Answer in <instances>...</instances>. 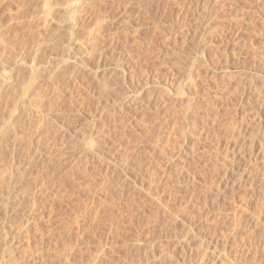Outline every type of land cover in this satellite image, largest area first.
Segmentation results:
<instances>
[{
	"label": "rangeland",
	"instance_id": "obj_1",
	"mask_svg": "<svg viewBox=\"0 0 264 264\" xmlns=\"http://www.w3.org/2000/svg\"><path fill=\"white\" fill-rule=\"evenodd\" d=\"M81 1L0 0V173L24 170L11 162L27 151L38 158L29 174H42L40 165L49 166L47 176L59 170L37 212L21 205L14 216L15 208L5 212L0 203V264H24L39 251L52 257L76 240L72 258L86 264L96 246L124 235L115 231L110 243L108 226L85 231L89 222L80 228L69 222L75 202L91 204L93 187L82 172L80 182L62 184L63 161L76 158L89 137L109 159H133L135 191L122 199L114 191L100 219L122 204L118 216L131 221L129 243L137 225L151 229L133 248L118 243L120 253L106 264H264V0H123L120 10L111 0H92L71 38L75 16L67 10ZM142 3L150 6L146 14ZM23 183L13 192L3 186L0 198L19 199ZM22 215L33 225L27 240L18 235Z\"/></svg>",
	"mask_w": 264,
	"mask_h": 264
},
{
	"label": "bare ground",
	"instance_id": "obj_2",
	"mask_svg": "<svg viewBox=\"0 0 264 264\" xmlns=\"http://www.w3.org/2000/svg\"><path fill=\"white\" fill-rule=\"evenodd\" d=\"M113 3L112 4H114V6H116V7H114L116 10L118 9V10H120L123 6H121V5H123L122 3H124V7H125V0L123 1V0H111ZM130 1V0H129ZM132 1H134V0H132ZM131 1V2H132ZM143 1V0H142ZM171 1H173V0H171ZM103 3H107L108 1L106 0H104V1H102ZM174 2V1H173ZM172 2V3H173ZM95 3V2H94ZM109 3V2H108ZM111 3V2H110ZM136 3H137V1H136ZM152 3V2H151ZM170 4H171V2H169ZM96 4V3H95ZM128 4H129V2H128ZM131 4V3H130ZM133 4V3H132ZM143 4V3H142ZM142 4H138V7H139V9H140V11L142 10V12H141V14L143 13V14H146L147 12H148V9L147 8H149V7H144V4L142 5ZM93 5V3H92V0L90 1V0H85V1H81L80 3H78V4H74V6H71V10H67V14H69L70 13V16H72V17H74L75 16V18L74 19H70V25H71V27L69 28L70 29V32L72 33L71 34V38H73L74 37V34H75V32L77 31H75V29L79 26V22H83L84 21V18H86V17H83V14L84 13H86V11H87V13H88V9H90L91 8V6ZM102 5V4H101ZM104 5V4H103ZM126 5H127V3H126ZM147 5V4H146ZM149 5H150V3H149ZM96 6V5H95ZM108 6V5H107ZM106 6V7H107ZM121 6V7H120ZM135 6H137V5H135ZM148 6V5H147ZM200 6V5H199ZM97 7V6H96ZM103 7V6H102ZM165 7V6H164ZM99 8V7H98ZM97 8V9H98ZM110 8V7H109ZM112 8H113V6H112ZM120 8V9H119ZM131 8V7H130ZM96 9V8H95ZM94 9V10H95ZM103 9V8H102ZM114 9V10H115ZM124 9L125 8H123L122 10L124 11ZM136 9H137V7H136ZM152 9V8H151ZM208 8L205 6L204 7V10H207ZM104 10V9H103ZM113 10V9H112ZM127 10H128V7H127ZM135 10V9H134ZM181 10V9H180ZM183 10V9H182ZM98 11H100V10H98ZM123 11H120V12H123ZM126 11V10H125ZM137 12H138V10H137ZM13 13V12H12ZM15 14V13H14ZM89 14V13H88ZM138 14H139V12H138ZM124 15H125V13H124ZM11 16H13V15H11ZM138 16V15H137ZM148 16V15H147ZM149 17V16H148ZM138 18V17H137ZM149 19V18H148ZM14 20V19H13ZM101 22V21H100ZM53 23V22H52ZM107 23V22H106ZM50 24V23H49ZM49 24H47L48 26H49ZM58 24V23H57ZM78 24V25H77ZM81 24V23H80ZM82 25V24H81ZM104 26V25H103ZM11 27V26H10ZM50 27V26H49ZM102 27V26H101ZM47 29H48V27H46ZM79 28V27H78ZM79 30V29H78ZM78 33V32H77ZM97 34H98V32H96ZM77 35V34H76ZM99 35V34H98ZM88 36H89V34H88ZM90 36L91 37H93L94 36V34L92 35V33L90 34ZM90 36L88 37V39L90 38ZM69 37H70V33H69ZM68 37V38H69ZM95 38L94 39H91V40H89V42H88V46L91 48V47H93L94 48V46L93 45H97L96 43H95V41L97 42V40H96V36H94ZM71 38H70V41H71ZM77 38V37H76ZM110 39V38H109ZM86 40V39H85ZM95 40V41H94ZM68 41V40H67ZM84 41V40H83ZM1 42H3L2 40H1ZM3 43H5V42H3ZM2 43V44H3ZM68 43V42H67ZM76 43V42H75ZM78 43V42H77ZM82 43H84V42H81V44ZM98 43H100V42H98ZM6 44V43H5ZM12 47H13V45H12ZM82 48V47H81ZM77 49V48H76ZM87 49V48H86ZM89 49V48H88ZM92 49V48H91ZM90 49V50H91ZM95 49H97V47L95 48ZM75 50V49H74ZM89 50V51H90ZM75 52H77V51H75ZM92 54V53H91ZM88 55V54H87ZM90 56V55H89ZM86 57V56H85ZM67 58V57H66ZM83 58V57H82ZM89 58V57H88ZM72 60V59H71ZM83 59H81V61H82ZM85 60V59H84ZM83 60V62L85 63V61ZM66 61H69V60H67L66 59ZM77 61H78V59H77ZM77 61L75 62V63H77ZM80 61V62H81ZM70 62V61H69ZM83 62H81L82 64H83ZM66 63H68V62H66ZM71 63V62H70ZM74 63V62H73ZM72 63V64H73ZM78 63H79V61H78ZM80 63V64H81ZM64 65H65V63H64ZM71 65V64H70ZM76 66H78V65H73V67L72 68H75V70H76ZM35 67H37V66H35ZM34 66H33V68H35ZM65 67H66V65H65ZM32 68V70H30V77L32 78L31 80L33 81L35 78H36V76H37V69L35 70V69H33ZM38 68V67H37ZM64 68V67H63ZM62 68V69H63ZM67 68H70V67H66V69ZM39 69L40 68H38V71H39ZM65 69V68H64ZM47 70V69H46ZM70 70V69H69ZM79 70V69H78ZM39 72H42L41 70L39 71ZM39 72H38V75H39ZM53 72V71H52ZM54 73V72H53ZM52 73V75L54 76L55 74H53ZM61 73V72H60ZM65 73H66V71H65ZM44 74V73H43ZM51 74V73H50ZM193 74V73H192ZM192 74H191V76H190V80L192 81V83H194L193 81L195 80L194 78H193V76H192ZM199 74V73H198ZM50 78V77H49ZM195 78H197L196 76H195ZM40 79V78H39ZM53 79V78H52ZM194 79V80H193ZM30 80V81H31ZM36 80V79H35ZM191 83V84H192ZM262 98V97H261ZM47 101V100H46ZM262 102H264V99L262 100ZM50 109V108H49ZM42 122V121H41ZM43 123V122H42ZM45 123V122H44ZM51 125V124H50ZM39 126H40V124H39ZM44 126V125H43ZM257 131H258V129H257ZM14 134V133H13ZM17 134V133H16ZM91 136V135H90ZM76 137V136H75ZM262 137H264V135H262ZM89 140H85L86 142H84V146H82V147H80V148H82L83 150H81L80 149V152L81 153H79V155H77V157L75 158L74 156V158H72V157H70V158H68V159H66L65 161H63L64 163H63V169H64V174H62V175H64V176H60L62 179H61V181L63 182L62 184H64V183H66V181H65V179L66 178H69V180L71 179V181H73V182H75L76 180H77V182H80V180H78V173L79 172H82L84 175H85V177H87L88 178V180H90L91 179V182L88 184L89 185V187H90V189H91V187H93V191L91 192V195H92V198L90 199V201H88V202H90L91 204L89 205V206H87V205H83L84 203H80L79 204V202H78V204H75L74 203V205L73 206H71V208H70V211H71V213H72V215L73 216H71V218H70V223H72V224H74V225H77V228H80L81 227V224L83 223V225H86V222H89V225L87 224L86 225V227H84V230L85 231H87L91 226L93 227V226H98V225H106V226H108V228H107V240L109 241V239H111V241L113 240L112 238H113V233H115V231L116 232H119L120 231V234H122L123 232V236H121L119 239L120 240H117L116 238V240L114 239L113 240V243H111V241H109L110 243H111V245L109 246V245H107V246H109V247H106L105 248V245L104 244H100V243H98L97 242V244H100V246L98 245V246H96V247H98V249L99 250H97V251H95V253H93V256L91 257V258H89L90 260H89V262L88 263H86V264H106V263H108V261H110V260H112V258H113V256H115L116 257V255L118 254V245L120 244V248L124 245L125 246V248H127L126 246H128V247H131V248H133L134 247V244H136V243H139L141 240V237H145V238H148V233L150 232V230H148V227H147V231L148 232H146V233H144V231H143V228H144V226H143V228H139V227H141L142 226V224H139V225H141V226H139V225H137V227H134V237H135V239H133L134 241H132L131 243H129V240L128 239H126V237H128V235H126L125 233H127L128 234V231L130 230L129 228V226H131V221H129L127 224H125V223H122L123 221H121L120 220V218H119V216H118V212H121L122 213V209H123V206L121 207V205L122 204H119V205H117V207H115L116 209L115 210H117L118 212H116V211H114V212H116L117 214H115V213H113V212H111L112 214H111V216L109 217L108 216V218H106L105 220L104 219H100V216H99V213L102 211V210H104L105 209V207H106V205H109V203H111V201L110 200H112V198L110 197V196H113V192L115 191V193H116V195H117V197H119V198H121L122 199V197L123 196H125V195H128L129 194V191L131 190V189H133V188H131L129 185H130V179H131V177H129V175H128V170H129V166H130V162L132 163V157H129V154L127 155V157H123L122 156V153H120V151H119V156H122V158L120 159V160H117L116 161V159H109L108 158V156L107 155H105L103 152H102V150L101 149H98L97 148V146H95L94 145V141H93V139H92V137L90 138H88ZM16 140V139H15ZM129 140V139H128ZM38 141V140H37ZM253 143V142H252ZM77 144V143H76ZM127 144V143H126ZM250 144V143H249ZM119 145V144H118ZM122 145V144H121ZM12 146H13V144H12ZM31 146V145H30ZM117 146V145H116ZM243 146V145H242ZM17 147V146H16ZM75 148V147H74ZM123 148V147H122ZM14 149H15V147H11V151H13L14 152ZM118 149V148H117ZM128 149H130V148H128ZM162 150H164L163 148H162ZM15 151H17V150H15ZM24 151V150H23ZM27 151V150H26ZM31 151V150H30ZM136 151V150H135ZM138 151V150H137ZM127 152H129V151H127ZM132 152V151H131ZM12 153V152H11ZM113 153V152H112ZM17 154V153H16ZM36 153H30L29 151H27L26 152V154H25V157H23L24 155H22L21 156V161H20V159H19V162L17 161V160H12V164H18V165H24L25 166V168H24V170H22V168H21V170H20V167L19 166H17V167H19V169L18 170H16V171H14V170H12L11 168H13V167H10V168H8V169H4V173L2 174V173H0V188H2L3 186H5L6 185V187H7V189H9V192H13L12 191V189H11V187L13 188V186H15L16 185V183L18 182V184H21L22 185V180L24 179V181H29L30 182V180L32 181V182H30V184H28V182H27V184H26V186L23 188V190H22V188L21 187H23V186H21L20 188H21V190L23 191L22 192V196H20V198L19 199H14V198H4V199H1L0 200V203L2 204V206L5 208L4 210H5V212H8L9 210H10V208H15V212H14V216H16L15 215V213H19V211L23 208V207H27V205H28V207H29V209H35L36 208V206H37V204L40 202V200H42V198L44 197L43 195L46 193V191L45 190H47V188H49V185H50V183H52V181L55 179H53V175H58L59 174V172H57V171H59V170H57V169H55V171H56V173L55 174H52L53 173V171H52V173L49 175V176H47L48 175V172L50 171V170H46L45 169V167L46 168H48L47 166H43V165H40L41 166V171L43 172L42 174H36V175H34V174H29V169L32 167V164H33V162H34V160H35V158L36 159H38L37 157H36V155H35ZM114 154V153H113ZM162 154V153H161ZM37 155H38V153H37ZM40 155V154H39ZM41 155H42V153H41ZM123 155H124V153H123ZM43 156H46L45 157V159L47 158L48 159V155H43ZM43 156H41L40 157V159L38 160V161H40L41 163H43V161H44V159H43ZM76 156V155H75ZM138 156V155H137ZM163 156V155H162ZM22 157L24 158V160L22 159ZM39 157V156H38ZM112 157V156H111ZM152 157V156H151ZM13 158H14V156H13ZM115 158V157H114ZM171 158V157H170ZM135 160V159H134ZM37 161V160H36ZM46 161H49V160H46ZM46 161H45V163H46ZM120 161V162H119ZM151 162V161H150ZM40 163V164H41ZM44 163V164H45ZM49 163V162H48ZM61 163V162H60ZM118 163H121V166H119L118 165ZM39 164V163H38ZM62 164V163H61ZM34 165V164H33ZM37 165V164H36ZM47 165V164H46ZM49 165V164H48ZM11 166V165H10ZM23 166V167H24ZM43 166V167H42ZM56 167V166H55ZM60 168H61V166H59ZM154 168V167H153ZM32 169V168H31ZM46 170V171H45ZM61 170H62V168H61ZM152 170V169H151ZM157 171V170H156ZM154 172V171H153ZM50 173V172H49ZM62 173V172H61ZM94 174V175H93ZM151 174V173H150ZM91 175H93V177H91ZM157 175V174H156ZM155 175V176H156ZM59 177V178H60ZM129 177V178H128ZM150 177V176H149ZM29 178H31L30 180H29ZM57 178V177H56ZM86 178V179H87ZM146 178V177H145ZM28 179V180H27ZM80 179V178H79ZM86 179H85V181H86ZM87 180V181H88ZM249 180V179H248ZM14 181V182H13ZM16 181V182H15ZM149 181L151 182V183H153V180H150L149 179ZM163 181V180H162ZM165 181V180H164ZM13 182V183H12ZM59 182V181H58ZM68 182H70V181H68ZM132 182V181H131ZM136 181H134V183H135ZM160 182V181H159ZM5 183V184H4ZM23 183V185H25ZM60 183V182H59ZM86 183H88V182H86ZM164 183V182H163ZM251 183V182H250ZM61 184V183H60ZM82 184V183H81ZM132 184V183H131ZM137 184V183H136ZM154 184V183H153ZM160 184V183H159ZM55 184H53V186H54ZM57 185V184H56ZM83 185H85V183L83 184ZM82 185V186H83ZM250 185V184H249ZM52 186V185H51ZM52 186V187H53ZM68 186V185H67ZM86 186H87V184H86ZM133 186H134V184H133ZM132 186V187H133ZM139 186H141V184H139ZM160 186V185H159ZM17 187V186H16ZM56 187V186H55ZM57 187H58V185H57ZM79 187V186H78ZM135 187H137V186H135ZM152 187V186H151ZM156 187V186H155ZM262 187V186H261ZM88 188V187H87ZM139 188V187H138ZM58 189V188H57ZM57 189H55L54 190V192L55 193H59V189L57 190ZM61 189V188H60ZM89 189V190H90ZM142 189V188H141ZM260 189V188H259ZM15 190H16V188H15ZM49 190H51L50 188H49ZM65 190H67V189H65ZM88 190V191H89ZM134 190V189H133ZM61 191V190H60ZM64 191V190H63ZM135 191V190H134ZM148 191V190H147ZM156 191V190H155ZM161 191H162V189H161ZM187 191V190H186ZM53 192V191H52ZM69 192H70V190H69ZM90 192V191H89ZM154 192V191H153ZM188 192V191H187ZM263 192V191H262ZM54 193V196L56 195ZM61 193V192H60ZM72 193V192H71ZM151 193V192H150ZM161 194L163 193V192H160ZM190 193V192H189ZM193 193V192H192ZM1 194V193H0ZM62 194V193H61ZM63 194H65V193H63ZM159 194V193H158ZM164 194V193H163ZM162 194V195H163ZM68 195V194H67ZM91 195H89V196H91ZM108 195H109V197L111 198V199H109V201L107 200V198H108ZM149 195V194H148ZM171 195V194H170ZM10 197H12V195H9ZM48 196V195H47ZM71 196V195H70ZM74 196V195H73ZM80 196V195H79ZM137 196V195H136ZM152 196V195H151ZM157 196V195H156ZM39 197H41V198H39ZM63 197V196H62ZM77 197V196H76ZM85 197V196H84ZM126 197V196H125ZM124 197V198H125ZM150 197V196H149ZM171 197H172V195H171ZM39 198V199H38ZM55 198H57L56 196H55ZM59 198H61V197H59ZM151 198H153L152 200L154 201V200H156L155 202L157 203V205L158 206H161L162 204H161V201H159V197L157 198H154V197H150V199ZM259 198V197H258ZM47 199H48V197H47ZM64 199H66V198H64ZM84 199V198H83ZM182 199V198H181ZM185 199V198H184ZM51 200V199H50ZM52 200H54L53 198H52ZM61 200V199H60ZM116 200H119V199H116ZM124 200V199H123ZM160 200H162V199H160ZM48 201V200H47ZM59 201V200H58ZM62 201H63V198H62ZM66 201V200H65ZM76 201V200H75ZM85 201V200H84ZM107 201V202H106ZM261 201V200H260ZM42 202V201H41ZM44 202H46V201H44ZM83 202V201H82ZM86 202V201H85ZM114 202H115V200H114ZM114 202H113V205H114ZM149 202V201H148ZM53 203V202H52ZM50 204L51 205V210H52V212H53V210H55V208L53 207V204ZM70 203V202H69ZM71 203H72V201H71ZM121 203V202H120ZM9 204H12V205H10L9 206ZM89 204V203H88ZM116 204H117V202H116ZM124 204V203H123ZM167 204V203H166ZM21 205H24V206H22V208L20 207ZM46 205H47V203H46ZM69 205V204H68ZM72 205V204H71ZM128 205V204H127ZM42 206H43V202H42ZM112 206V205H111ZM111 206H110V208H111ZM158 206H157V208H158ZM179 206V205H178ZM183 206V205H182ZM182 206H180V207H182ZM27 207V208H28ZM40 207H41V205H40ZM44 207V206H43ZM42 207V208H43ZM67 207V206H66ZM114 207V206H113ZM121 207V208H120ZM261 207V206H260ZM19 208H21L20 210H18ZM26 208V209H27ZM38 208V207H37ZM41 208V209H42ZM49 208H50V206H49ZM262 208V207H261ZM66 209V208H65ZM25 210V209H24ZM45 210V209H44ZM50 210V209H49ZM182 210V209H181ZM11 211V210H10ZM38 211V210H37ZM36 211V209H35V211L34 212H37ZM153 211V210H152ZM200 211V210H199ZM49 213V214H53V213ZM67 212V211H66ZM65 212V213H66ZM104 212V211H103ZM29 213V212H28ZM71 213H69L70 215H71ZM102 213V212H101ZM155 213V212H154ZM170 213V212H169ZM262 213V212H261ZM22 214V213H21ZM35 214V213H34ZM67 215V216H70V215ZM124 214V213H123ZM194 214V213H193ZM264 214V213H263ZM19 215V214H18ZM31 215V214H30ZM54 215V214H53ZM103 216V215H102ZM121 216V215H120ZM146 216V215H145ZM30 217V216H29ZM36 217H38V216H36V214H35V218ZM40 217H41V215H40ZM43 217V216H42ZM48 217V216H47ZM51 217V216H50ZM54 217V216H53ZM65 217V216H64ZM105 217V216H104ZM131 217V216H130ZM149 217V216H148ZM150 217H152V216H150ZM257 217V216H256ZM32 218H34V217H32ZM31 218V219H32ZM68 218V217H67ZM177 218V217H176ZM255 218V217H254ZM41 219V218H40ZM51 219V218H50ZM60 219V218H59ZM142 219V218H141ZM149 219V218H148ZM259 219V218H258ZM8 220V219H7ZM35 220V219H34ZM54 220V219H53ZM109 220V221H108ZM132 220V219H131ZM146 220H147V217H146ZM10 221V220H9ZM36 221V220H35ZM40 221V220H39ZM56 221V220H55ZM144 221H145V219H144ZM182 221V220H181ZM258 221V220H257ZM52 222L53 221H51V224H52ZM66 222V221H65ZM107 222H109V223H107ZM146 222V221H145ZM148 222V221H147ZM157 222V221H156ZM36 223V222H35ZM58 223H61V222H59V220H58ZM69 223V224H70ZM107 223V224H106ZM20 226H21V228H20V231H19V233H18V235L19 236H21V237H23V238H26V239H24V240H27V237L29 236L28 235V233H29V230L33 227V225L31 226L30 224V221L28 222V220H26V216L24 215H22L21 216V220H20ZM48 225H49V222L47 223ZM64 224V223H63ZM62 224V225H63ZM68 224V225H69ZM133 224V223H132ZM149 223H147V225H148ZM38 225V224H37ZM66 225V224H65ZM135 226H136V224H134ZM144 225V224H143ZM145 225H146V223H145ZM40 226V225H39ZM50 226V225H49ZM67 226V225H66ZM65 226V227H66ZM70 226V225H69ZM72 226V225H71ZM70 226V227H71ZM101 226V227H102ZM133 226V225H132ZM139 226V227H138ZM62 227H64V226H62ZM64 227V228H65ZM83 227H82V229H83ZM35 228H39V227H35L34 226V229ZM51 228H53V227H51ZM63 228V229H64ZM146 228V227H145ZM144 228V229H145ZM61 229V228H60ZM67 229H68V227H67ZM67 229H65L66 231H67ZM71 229V228H70ZM99 229V228H98ZM105 229H106V227H105ZM206 229V228H205ZM47 230H49V227H48V229ZM55 230V229H54ZM75 230V229H74ZM78 230H80L81 231V229H78ZM133 230V229H132ZM38 231H40L39 229H38ZM46 231V230H45ZM51 231V230H50ZM52 231H53V229H52ZM103 231V230H102ZM49 232V231H48ZM55 232V231H54ZM59 232V231H58ZM76 232V231H75ZM84 232V231H83ZM16 233V232H15ZM42 233V232H41ZM78 233V232H77ZM80 233V232H79ZM86 233H88V232H86ZM49 234V233H48ZM117 235H118V233H116ZM132 234H133V232H132ZM161 234V233H160ZM187 234V233H186ZM54 235V234H53ZM76 235V234H75ZM74 235V236H75ZM78 235V234H77ZM153 235V234H152ZM212 235V234H211ZM210 235V236H211ZM18 236V237H19ZM39 236V235H38ZM67 236V235H66ZM70 236V235H69ZM79 236V235H78ZM77 236V237H78ZM119 236V235H118ZM124 236H126L125 238H124ZM150 236V235H149ZM54 237V236H53ZM96 237V236H95ZM117 237V236H116ZM133 237V238H134ZM175 237V236H174ZM207 237V236H206ZM29 238V237H28ZM57 238H58V236H57ZM63 238V237H62ZM76 238V237H75ZM103 238V237H102ZM118 238V237H117ZM124 238V239H123ZM178 238V237H177ZM180 238V237H179ZM212 238V237H211ZM22 239V238H21ZM31 239V238H30ZM29 239V240H30ZM35 239V238H34ZM53 239V238H52ZM51 239V240H52ZM81 239H82V237H81ZM23 240V239H22ZM28 240V241H29ZM41 240V239H40ZM54 240V239H53ZM56 240V239H55ZM65 240H66V238H65ZM100 240V239H99ZM143 240V239H142ZM210 240V239H209ZM48 241H50V240H48ZM72 241V240H71ZM101 241V240H100ZM173 241V240H172ZM21 242V241H20ZM25 242V241H24ZM55 242H57V241H55ZM77 240L76 241H74V244H72V247H71V245H67V247H63L62 248V251L61 252H59L60 250H61V248L58 250V245L56 244V246H58L57 247V250H58V252L56 253V251H55V255H53L52 253V257H43L42 256V253L40 254V252L41 251H39L38 252V254L36 255V256H31V258H27V261L24 263V264H80V263H75V262H77V261H74V258H72V256H73V254H75V252H74V248H75V246H77L78 247V243L79 242H77ZM204 242V241H203ZM16 243V242H15ZM27 243V242H26ZM25 243V244H26ZM30 243L32 244L33 242H31L30 241ZM39 243V242H38ZM58 243V242H57ZM76 243V244H75ZM104 243V242H103ZM119 243V244H118ZM148 243V242H147ZM166 243V242H165ZM25 244H24V246H25ZM28 244V243H27ZM26 244V248L27 249H29L31 246H29V245H31V244H29V245H27ZM59 244V243H58ZM63 244V243H62ZM122 244V245H121ZM151 244V243H150ZM201 244H202V241H201ZM200 244V245H201ZM225 244V243H224ZM59 245H61V242H60V244ZM64 245V244H63ZM62 245V246H63ZM82 245V244H81ZM102 245H104V246H102ZM152 245V244H151ZM150 245V246H151ZM199 245V244H198ZM23 245H22V243H21V246L20 247H22ZM38 246V245H37ZM54 246H55V243H54ZM123 246V247H124ZM149 246V247H150ZM166 246V245H165ZM32 247H33V245H32ZM35 247V246H34ZM76 247V248H77ZM164 247V246H163ZM173 247H175V246H173ZM198 247H201V246H198ZM37 248H41L40 247V245H39V247H37ZM56 248V247H55ZM79 248V247H78ZM151 248H152V246H151ZM161 248V247H160ZM216 248V247H215ZM23 249V252H25V251H27V250H24L25 248H22ZM53 249H54V247H53ZM52 249V250H53ZM150 249V248H149ZM163 249V248H162ZM200 249V248H199ZM51 250V251H52ZM55 250V249H54ZM53 250V251H54ZM79 250V249H78ZM158 250V249H157ZM30 251V249L28 250V252ZM36 251H38V250H36ZM52 251V252H53ZM162 251V250H161ZM27 252V253H28ZM33 252H35V251H32V252H30V253H33ZM80 252V251H79ZM26 253V252H25ZM120 253V252H119ZM151 253H152V251H151ZM162 253V252H161ZM169 253V252H168ZM29 254V253H28ZM197 254V253H196ZM200 254V253H199ZM24 255V254H23ZM46 255V254H45ZM44 255V256H45ZM30 256V255H29ZM200 256V255H199ZM118 257V256H117ZM192 257V256H191ZM23 258V257H22ZM120 258V257H119ZM25 259V258H24ZM117 259V258H116ZM126 259V258H125ZM76 260V259H75ZM178 260V259H177ZM119 261V260H118ZM80 262V261H79ZM112 262V261H111ZM116 262V261H115ZM126 262V261H125ZM128 263V262H127ZM176 263H178L177 261H176ZM184 263V262H183ZM183 263H181V264H183ZM9 264H16V262L14 263V261H13V263H9ZM118 264V263H117ZM123 264V263H122ZM160 264V263H159Z\"/></svg>",
	"mask_w": 264,
	"mask_h": 264
}]
</instances>
